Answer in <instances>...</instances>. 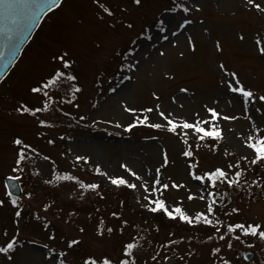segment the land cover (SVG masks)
<instances>
[{
	"label": "rangeland",
	"instance_id": "obj_1",
	"mask_svg": "<svg viewBox=\"0 0 264 264\" xmlns=\"http://www.w3.org/2000/svg\"><path fill=\"white\" fill-rule=\"evenodd\" d=\"M170 1L147 0L143 8L137 9L131 0H98L97 3L93 0H65L61 10L46 17L15 68L1 84L0 201L4 203L0 206V246L15 241L16 248L11 262L0 254V264H50L53 257L55 264H60L62 259L66 264H82L84 259L89 258L96 259L97 264H102L105 258L118 264L119 259L124 258L123 244L132 239L134 234L125 225L122 232L119 231L122 221H131L136 225H144V221L132 213L129 215L128 210L123 213L121 221L109 215V211L118 209L117 203L111 204L108 201L114 199L115 195L109 177L124 178L137 185L136 189H131V199L128 201L133 211L144 209L141 207V204L147 203L144 196H149V199L162 198L170 209L180 207L189 216L197 212L206 214L207 204L215 200L210 219L220 220V232L216 233L210 226L213 232L209 234L201 231V227L197 233L184 232L178 238L182 237L180 240L185 243H177L171 248L175 253L169 257L172 264H223L224 260L229 261V264H245L236 252L227 247L237 235L243 241L255 245L259 258H256L254 264H264V242L245 236L239 229L227 234V227L238 223L247 226L255 222L264 226V202L234 206L240 209L239 213H231L233 207L222 211L219 207L221 194L205 176L220 167L228 171L229 177H233L236 169L227 168L232 163L225 150H231L238 157L248 154L250 150L245 146V138L253 134V126H259L264 133V105L254 100L245 106L242 98L226 87L228 82H232L233 86L238 85L218 67L224 64L226 71L237 73L240 83L246 89L250 88L258 95L264 93V57L258 55L256 45L259 40L262 42L259 47H264V14L246 7L245 0H194L200 11H190V25L178 29V35L169 36L168 40L163 39L164 35H168L167 31L161 34L157 29H151L150 34L154 35L151 40L145 41L147 47L139 46L135 49L134 55L139 60L137 70L131 73L121 70L113 50L123 49L130 36L135 38V33L126 32L120 27V22L131 20L136 31H139L142 25L152 21L154 14L161 13L169 6ZM179 2L191 7L193 0ZM100 5L109 7L114 17L109 18ZM122 7H127L128 11L121 13ZM177 14L183 15L180 9H177ZM111 19L117 21L115 30L107 27L106 22ZM189 35L195 43V52L190 51L187 45L186 37ZM240 36L244 39L240 40ZM170 41L176 43V47H172ZM217 42L221 45L220 52L215 47ZM96 43H100L101 47H95ZM65 50L72 61V68L64 71H70L78 78L76 81H68L69 85L81 87L82 91L65 96L50 88L51 103H56L75 120L108 133L68 128L55 130L40 125L27 114L21 116L13 111V105L19 103L42 107V94L30 93V87L38 86L54 68L59 67V62L51 60V57ZM161 51L165 55L161 56ZM181 52L184 53L183 57L180 56ZM166 74L172 78H167ZM124 75H130L132 79L123 80ZM180 88H187L188 92L182 93ZM153 92L160 97L158 100L153 97ZM156 105L160 106L165 116L170 112V118L177 123L200 119L209 121L204 125L206 128L213 123L218 124L223 139L217 152L206 150L204 145L198 144L193 130L178 128L173 134L166 127L152 129L141 125L131 132L124 131L129 123L145 116L148 123L166 125V120L155 110ZM126 107L136 109L135 114L125 111ZM207 107L215 108L220 116H236L238 119L222 120L218 116L212 121L206 111ZM146 108H153V111L146 113L143 111ZM256 108H260L259 113L255 111ZM185 132L187 146L184 143ZM14 137H21L30 146L25 150L28 156L39 153L44 159L36 157L26 163L24 161L19 166L23 171L13 172L19 148L11 142ZM186 147L193 153L191 158L182 154ZM165 152L168 164L161 167L162 153ZM77 156L85 157L87 162L77 161ZM121 164H126L142 179H135L120 167ZM97 166L107 175L97 174ZM157 168H161L159 179L162 184L171 185L175 182L183 187H169L167 190L161 188L159 192H152ZM25 173L32 174L42 183L45 180H56V176H71L74 179H59L63 183L60 189L63 201L72 202L73 207L84 204L87 198L91 206L105 203L107 211L100 214L94 209L98 215L93 217L88 213L71 211L75 214L70 216L69 209L72 207L68 206L63 211L59 210L58 215H53L45 210L43 193L30 186ZM10 176H20L18 180L23 194L18 200H22L23 209L11 206L13 198L4 184L5 178ZM195 176L205 177V180L198 181ZM76 181L85 185L98 184L95 197L88 196V191L81 189ZM142 184H147L149 192L144 191ZM210 192L213 195H209ZM28 193L35 198H29ZM188 195L194 199L188 200ZM201 196L206 199H200ZM16 210L22 214L18 223V236L17 218L14 217ZM101 220L104 222V232L98 236L97 226ZM45 224L47 227H44ZM109 227L113 228L111 234L107 232ZM80 228L84 229L83 233L79 231ZM221 234L225 235L224 240L218 239ZM165 235L162 231L159 242ZM209 236L213 239L208 240ZM73 238L79 239L81 243L69 250L66 245ZM190 239L193 242L188 246ZM217 247L220 252L213 255L212 250ZM61 251L67 252V255L61 257ZM189 251L193 253L191 256L187 255ZM180 256L184 259H179ZM162 264H168V261L163 259Z\"/></svg>",
	"mask_w": 264,
	"mask_h": 264
},
{
	"label": "snow or ice",
	"instance_id": "obj_2",
	"mask_svg": "<svg viewBox=\"0 0 264 264\" xmlns=\"http://www.w3.org/2000/svg\"><path fill=\"white\" fill-rule=\"evenodd\" d=\"M94 3H97L98 0H93ZM147 0H131L132 5L137 8L141 9L145 6V3ZM65 3V0H0V45H6L8 47V55L5 56L4 53L0 52V84L3 83L6 69L8 65L15 59L16 53L19 51L20 43L17 41L16 37L14 36L15 33H19L20 36H27L30 34L31 29L36 26V22L38 19H40L42 16H46L49 13H55L58 10H61L63 5ZM245 6L254 8L258 13L264 14V0H261V2H256V0H245ZM102 7L103 12L107 14L109 18L114 17V13L112 10H110L109 7L100 5ZM177 9H180L183 15L177 14ZM200 11V8L198 5L195 4L194 0L192 2L191 7L182 4V3H176L175 0H172V3L167 6L161 13L154 14L152 21L150 23H147L145 25H142L139 31H136V26L134 22L129 20L127 23L120 22V27L123 28L126 32L135 33V38H132L131 36L128 38L125 47L123 49H114L113 50V56L116 57L119 61L118 67L121 70H126L128 73L134 72L137 70V67L139 65V60L136 59L134 52L136 47L139 46H145V41L151 40L153 38L154 34H150V30L155 28L159 31V33L163 34L166 31L168 32V35H164L163 39L168 40L169 36L176 37L178 35V29H185L187 25H190L192 23V20L188 18V14L190 11ZM127 7L120 8L121 13L127 12ZM175 14V15H170ZM103 19V17H100ZM202 23V22H201ZM107 27L109 29L115 30L117 26V21L115 19H111L110 21L106 22ZM174 25V27H173ZM240 40H243L244 37L240 36ZM186 42L189 47V50L192 52H195L196 47L195 43L192 39V37L189 35L186 37ZM172 44V47H176V43L170 41ZM261 41H256V45L258 46V55L261 57H264V47H259L261 44ZM95 47L99 48L101 47L100 43H96ZM216 50L218 52L222 51L221 45L217 42ZM161 56L165 55L163 51L159 53ZM69 54L65 50L63 52L54 53L51 57V60L58 61L59 67L54 68L53 71L49 74L48 78L44 80L42 83H38V86H31L30 87V93L32 94H42L43 100H42V107H31L26 106L23 103H19L18 105H13V111L16 113H19L21 116L27 114L29 116H36L37 113L40 112H48L50 109V105L52 102V96L49 94L48 89L53 88L57 86L58 84L62 83L63 81H76L78 78L74 74H72L70 71L66 72L64 70H70L72 68V61L68 58ZM180 56L183 57L184 53L181 52ZM7 60V63H4V61ZM218 67L221 71L224 72L225 76H228L231 78L232 81L235 82L238 86H233L232 82H228L226 84V87L229 91L233 93H237L240 98H242L244 105L247 106L249 103L253 102L254 100H258L261 102L262 105H264V93L257 94L250 88L246 89L239 81L237 77L236 72H230L225 70L224 64H219ZM167 78H172L171 76H168L166 74ZM132 77L130 75H124L123 80H131ZM71 91L73 94L79 93L82 91L81 87H76L75 85L71 86ZM180 92L187 93V88H180ZM153 97L155 99H159V97L156 95L155 92L152 93ZM2 99V98H0ZM71 102V101H69ZM175 102V101H173ZM155 110L158 112V114L166 120V125L161 123H148V118L145 116L143 119L136 118L133 122L129 123L125 128V132H131V130L137 126H146L150 127L152 129H161L166 127L167 131L169 133L175 134L177 129H184V130H193L199 140H205L210 139L212 141H215L217 144L223 139L221 130L219 128L218 124H212L210 127H204V125L208 124L209 121L207 120H200L197 119L193 122H188L187 120L177 123L173 119H171V113L169 112L167 116H165L164 112L160 111V106L156 105ZM245 110H247L245 108ZM125 111L129 113L135 114L136 109L132 108H125ZM146 113H151L153 111V108H146L143 109ZM206 111L210 114L211 120L215 121L220 114L216 111L215 108L207 107ZM256 112H260V108L255 109ZM81 119H84V117H81ZM220 119L222 120H235L238 119L236 116H229V115H223L220 116ZM40 125L45 124L44 119L39 120ZM120 125H117L119 127ZM253 134L248 135L245 138V146L247 149L250 150V153L245 154L240 157V159L235 164H228V169H237L233 177H229L228 171L217 167L214 170L209 171L205 174L206 180L211 181L212 187H216V182L219 181L222 184H225L227 188H233V187H240V181L239 177H241L243 170L241 169V163L240 161H247L250 165H260L264 166V133H262L259 126L254 125L253 126ZM185 140L184 143L187 146V132L184 133ZM12 144L14 146H19L17 150V158L15 160L16 167L12 169L13 172L17 171H23L22 168L19 166L22 162L29 160L30 157L26 153V149H29V145L24 143L23 139L21 137H14L12 139ZM49 143H52V141H49ZM225 153L227 154V150H225ZM182 154L185 157L191 158L193 153L191 150H188V147H186ZM45 159H48L45 157ZM77 161L79 160H85L87 162V159L85 157H76ZM162 165L161 167H166L168 164V156L167 153H162ZM123 168L126 172H128L131 176L135 177V179L140 180L142 179L139 175H137L135 172H133L126 164H121L120 166ZM191 167V166H190ZM97 174L100 175H107L106 173H102L100 170V167L97 166L95 169ZM161 168L155 169V176H154V182L151 186L152 192H159L160 189L167 190L169 187L173 189H179L183 187L181 184H177L173 182L171 185L164 183L162 184L159 177H160ZM57 180L59 179H65V180H72L74 179L71 176H64V177H55ZM198 181H204L205 177L201 176H195L194 177ZM18 176H10L9 180H18ZM110 183L114 185L117 188L120 187H126L128 189H136L137 185L135 183H129L124 178H112L109 177ZM44 183L46 184H52V180H45ZM76 183L79 185L81 189L87 190H93L95 191L99 185L96 183L92 184H83L80 181H76ZM253 184H257V181H252ZM159 185V187H157ZM258 187H260L259 184H257ZM141 187L144 188L145 192H149V187L147 184H142ZM251 187V185L249 186ZM151 195V193H150ZM209 195H213V193H209ZM227 193H224L219 197L221 202H223L224 197L227 196ZM249 195H252L251 192H249ZM82 198V194H81ZM188 200L194 199L192 195H188ZM143 199L147 201V203L141 204V207L144 208L147 212L152 214H161L165 218L171 221L179 220V222L185 223L191 227H195L198 224H203L210 226L215 229L216 233L220 232V228L218 225L220 224V220L216 219H210V216L214 212V204L215 200H213L212 203L207 204L206 214L202 212H197L194 216H189L185 213L180 207L175 208H169L166 205V202L162 198H153L149 199V196H144ZM200 199H206V197L201 196ZM3 201H0V206H3ZM137 203H140L139 200H137ZM123 204V202H122ZM11 206L13 208H18V202L17 200L13 199L11 200ZM50 207V205L45 206V210ZM240 209L233 207L231 209V213H239ZM75 213H69V215H74ZM228 214V213H226ZM21 211L16 210L14 212V217L17 218V233L16 235H19L18 230V223L19 218H21ZM113 217L119 218L116 213H112ZM67 222V221H66ZM103 220H101L97 226V235L102 236L104 229H103ZM127 225V221H122L121 228L119 231L122 232L123 226ZM44 227H47V224L44 225ZM239 229L245 236H251L257 238L259 241L264 242V226H262L261 223H249L247 226H245L244 223H238L233 225H229L227 227V234H231L234 231ZM79 231L81 233L84 232L83 228H80ZM107 232L111 234L113 232V228L109 227L107 228ZM51 238V237H50ZM139 239H143V237H140ZM213 239L212 236L208 237V240ZM218 239L224 240L225 235L221 234L218 236ZM234 239L240 240V236H235ZM81 241L79 239L73 238L70 239L67 242L66 248L69 250L74 249V246H79ZM177 243V241H169V244ZM229 248H231V243L229 242L227 245ZM252 245H249L251 247ZM44 247H48V245H44ZM140 245L138 243L137 237L132 238V242H127L123 244L122 246V253L123 257L119 259L118 264H136V260L139 256V250ZM167 247V245H165ZM16 248V242H8L5 246H0V254H3V256L11 262L13 259L14 250ZM134 250H136L134 252ZM220 252V249L214 248L212 250V254L216 255ZM193 253L189 251L187 253L188 256H191ZM61 257H64L67 255V252L61 251L59 253ZM158 255V254H157ZM156 256H152L153 260H156ZM164 259L168 261V264H172L169 257L165 256ZM179 259L183 260L184 257L180 256ZM50 264H55V257H53V260L50 262ZM60 264H66L65 260H61ZM82 264H97L96 259H84ZM102 264H113V261L110 258H105L102 261ZM223 264H229V261L224 260Z\"/></svg>",
	"mask_w": 264,
	"mask_h": 264
},
{
	"label": "trees",
	"instance_id": "obj_3",
	"mask_svg": "<svg viewBox=\"0 0 264 264\" xmlns=\"http://www.w3.org/2000/svg\"><path fill=\"white\" fill-rule=\"evenodd\" d=\"M180 1V0H179ZM179 1H175L176 3H180ZM172 2V1H171ZM55 89L63 93L65 95L70 94V89L66 84H58L55 86ZM35 117L37 120L44 119L45 120V126L49 128L54 129H60V128H69V129H81L84 131H91V132H105L108 133V131L100 129L96 126H88L85 123H81L74 118L70 117L65 113L62 109H60L55 103H51L50 109L48 112H40L37 113ZM111 134V133H109ZM196 142L199 144H202L205 146L206 150L217 152L218 145L215 141H212L210 139L205 140H196ZM38 157H43L41 154H37ZM227 156L229 158L230 163L235 164L240 157L236 156L231 150L227 151ZM34 155H30V158H33ZM241 163V169L243 170L241 177H239L240 181V187H233V188H227L225 184L220 183L219 181L216 182V187L221 195L224 193H227L228 195L224 197L223 202H219V207L223 211L226 208H231L234 206H241L245 203H253L255 205L263 203L264 202V166L260 165H250L247 161H240ZM237 170V169H236ZM235 170V171H236ZM234 171V172H235ZM234 174V173H233ZM26 181L30 184L31 187L38 189L43 193V196L45 198L44 205H50V207L47 208L48 212L53 213V215H58L57 213L59 210L63 211L64 208L72 207V202H65L62 199L60 189L63 186V183L60 180H53L52 184H44L40 182L38 179H36L32 174H25ZM252 181H257V184L260 185V187L257 186V184H253ZM213 183V182H212ZM251 185V187H249ZM88 196L95 197L96 193L93 190H87ZM249 192L252 193V195H249ZM114 199H109L108 201H111V204L117 203L118 209H115L113 211H109V215L112 213H116L119 218H116V220L121 221V217L125 211L127 213H132V215L140 217L144 221V225L139 224L136 225L134 222L127 221V225L125 227H129L133 230L134 234L133 237H137L138 243L141 246L139 250V256L136 260V264L139 263H150V264H162V261L165 256L171 257L175 255V253L171 250L172 246L180 243L184 244L185 242L181 238H178L183 234L184 232L187 233H197V229L200 228L201 231L206 233H212L213 230L206 225L200 224L198 226H195L194 228L188 227L185 223L179 222V220L171 221L165 218L161 214H152L147 212L144 209H139L137 211H133V209H130L128 201H130V193L131 189H128L126 187H120L117 188L114 186ZM29 198H35L33 195L28 193ZM106 198V196H105ZM118 198V200H117ZM87 198H85V203L78 204L73 206L69 209V213L78 212L81 214L88 213L90 217H93L94 215L97 216L98 212L101 214H104L106 212V206L105 203L102 204H93L92 206L89 204H92L89 201H86ZM22 200H17L18 206L20 209H23V206L21 204ZM106 200V202H108ZM123 202V204H122ZM81 203V202H80ZM96 209L97 211H94ZM73 211V212H71ZM133 211V212H132ZM89 217V218H90ZM137 217V218H138ZM123 220V219H122ZM124 221V220H123ZM126 221V220H125ZM148 223H151L150 225ZM151 227V229H149ZM162 231L166 234L164 239L159 242V239L161 237ZM161 232V233H160ZM121 237V236H120ZM132 237V238H133ZM140 237H143V239H139ZM177 237V238H176ZM121 240V239H119ZM169 241H177V243L169 244ZM128 242H132V239L130 238ZM193 240H188V246L192 245ZM231 248L228 246V250L232 252H236L237 255L240 257V253L244 250H252L256 252V258H259V253L255 248V245L252 243H247L243 241L241 238L240 240L233 239L230 241ZM167 245V247H165ZM249 245H252L249 247ZM136 250H134L135 252ZM158 254V255H157ZM156 256V260L152 259V256Z\"/></svg>",
	"mask_w": 264,
	"mask_h": 264
},
{
	"label": "water",
	"instance_id": "obj_4",
	"mask_svg": "<svg viewBox=\"0 0 264 264\" xmlns=\"http://www.w3.org/2000/svg\"><path fill=\"white\" fill-rule=\"evenodd\" d=\"M46 16H42L40 19L37 20L36 26L31 29V32H30L29 35H27V36H20L19 33H15L14 34V36L17 39V41L20 43V48H19V51L16 53L15 59L8 65V67L6 69L5 78L8 76V74L10 73V71L13 69V67L15 66V64L17 63V61L19 60V58L21 57L22 52L24 51L25 47L32 40L34 34L39 29L41 23L43 22V20H44V18ZM0 52L4 53L5 56H7L8 55V47L6 45H0ZM4 63H7V60H5ZM5 184H6L7 188H8V192L13 197H16V198L21 197V195H22V189H21V186H20V183H19L18 180H9V178H7L5 180ZM241 256H242V259L246 263L252 262L253 259L255 258V254L252 251H245V252L242 253Z\"/></svg>",
	"mask_w": 264,
	"mask_h": 264
}]
</instances>
